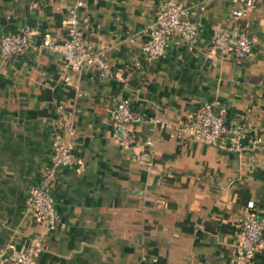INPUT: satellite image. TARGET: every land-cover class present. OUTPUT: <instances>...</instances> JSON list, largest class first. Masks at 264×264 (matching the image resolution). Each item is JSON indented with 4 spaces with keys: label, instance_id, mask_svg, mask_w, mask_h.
<instances>
[{
    "label": "crops",
    "instance_id": "crops-1",
    "mask_svg": "<svg viewBox=\"0 0 264 264\" xmlns=\"http://www.w3.org/2000/svg\"><path fill=\"white\" fill-rule=\"evenodd\" d=\"M205 1L87 0L83 32L108 46L111 75L86 67L65 85L64 59L41 47L0 59V250L43 236L38 264H240L233 253L240 218L264 217V151L239 155L174 129L156 130L152 147L145 142L156 113L178 126L213 100L229 107V122L264 136V0L241 22L253 39L242 59L208 47L216 29L233 27L236 6L213 0L202 11ZM170 2L191 8L198 43L174 38L164 59L136 68L151 25ZM73 3L0 0V34L34 29L35 45L45 32L64 42L62 21ZM116 94L144 118L130 148L118 143L110 119ZM64 114L78 164L58 171L51 193L59 223L48 231L28 203L64 135ZM139 152L153 162L151 173L135 159ZM248 264H264V248Z\"/></svg>",
    "mask_w": 264,
    "mask_h": 264
},
{
    "label": "built area",
    "instance_id": "built-area-1",
    "mask_svg": "<svg viewBox=\"0 0 264 264\" xmlns=\"http://www.w3.org/2000/svg\"><path fill=\"white\" fill-rule=\"evenodd\" d=\"M213 0H206V4ZM262 0H232L236 6L231 14L234 25L231 28H218L213 33L208 47L220 53L231 52L236 58L247 57L251 52L253 39L249 31L243 27L251 9ZM87 0H74L68 8L62 26L66 33L64 42H58L50 33L43 34L40 45L34 44V29H22L17 33L0 34V59L11 61L25 54L28 50L44 48L60 55L66 65L63 76L65 85L72 84L71 73L79 72L86 67H95L101 76L111 75L112 71L107 59L108 46H96L88 40L82 28L80 11L86 7ZM200 24L192 19L191 8L182 4L168 3L151 25L148 38L142 46L141 57L134 65L141 68L144 65L161 61L168 54L171 41L174 38L181 42L195 46L200 38ZM122 73V69L118 70ZM154 106L158 105L154 103ZM62 109L63 107L60 106ZM229 107L217 100L202 104L196 112L183 124L173 123L161 119L158 113L149 118V133L145 142L153 146L152 134L158 129H174L180 135L193 138L201 143L212 145L224 151L243 154L247 149L264 151V136H252L251 129L246 123L229 122L227 115ZM64 135H58L53 146L50 163L46 166L43 177L34 185L30 192L28 207L39 221L47 225L52 231L59 223L58 212L51 190L58 180V171L62 168L73 167L78 164L74 151L75 130L66 114L62 117ZM110 119L115 130L118 143L123 148L132 146V134L137 124L144 118L134 112L132 100L121 94L111 99ZM135 159L140 162L149 173L153 171V162L146 158V154L139 152ZM256 159L251 157L249 165H256ZM166 204V203H165ZM249 203V207H253ZM239 240L233 253L235 260L240 264H248L255 254L264 248V217L251 213L242 217L238 224ZM44 249V237L29 238L22 246L10 245L9 250H0V264H38L37 258Z\"/></svg>",
    "mask_w": 264,
    "mask_h": 264
}]
</instances>
